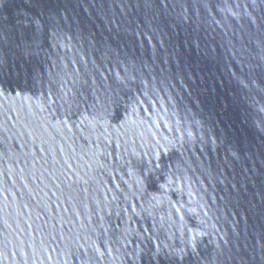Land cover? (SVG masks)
Returning <instances> with one entry per match:
<instances>
[{
    "label": "water",
    "instance_id": "1",
    "mask_svg": "<svg viewBox=\"0 0 264 264\" xmlns=\"http://www.w3.org/2000/svg\"><path fill=\"white\" fill-rule=\"evenodd\" d=\"M0 264H264V0H0Z\"/></svg>",
    "mask_w": 264,
    "mask_h": 264
}]
</instances>
